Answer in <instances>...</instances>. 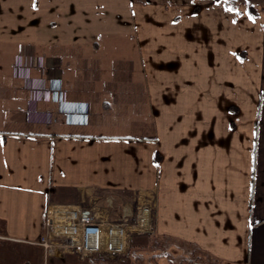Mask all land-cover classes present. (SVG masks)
<instances>
[{"label": "crops", "instance_id": "crops-1", "mask_svg": "<svg viewBox=\"0 0 264 264\" xmlns=\"http://www.w3.org/2000/svg\"><path fill=\"white\" fill-rule=\"evenodd\" d=\"M13 2L0 0V244H32L49 204L140 195L155 238L264 264V1L42 0L43 69L31 55L19 72L50 106L41 122L3 85L40 0L20 17Z\"/></svg>", "mask_w": 264, "mask_h": 264}, {"label": "built area", "instance_id": "built-area-1", "mask_svg": "<svg viewBox=\"0 0 264 264\" xmlns=\"http://www.w3.org/2000/svg\"><path fill=\"white\" fill-rule=\"evenodd\" d=\"M153 196L134 195L114 205L107 196L89 205L49 204L45 230L35 242L43 259L74 255L80 259L125 260L134 237L154 230Z\"/></svg>", "mask_w": 264, "mask_h": 264}, {"label": "rangeland", "instance_id": "rangeland-1", "mask_svg": "<svg viewBox=\"0 0 264 264\" xmlns=\"http://www.w3.org/2000/svg\"><path fill=\"white\" fill-rule=\"evenodd\" d=\"M170 1V0H161ZM171 1H191V0H171ZM204 1V0H195ZM238 3L240 0H234ZM244 1V0H241ZM248 3L251 0H246ZM264 1V0H261ZM225 2V1H224ZM38 3V2H37ZM19 4V5H18ZM13 9L18 8L19 17L23 15L24 10L28 9L27 12L31 14L32 6L31 0L25 5L22 0H20L17 5L13 2ZM29 7V8H27ZM25 14V13H24ZM35 15L34 20H29L26 22L18 21V29H22V24L28 23L35 25V33L33 35L29 34L27 37L22 32H19L18 41L13 36L9 41L12 42L11 46L16 47L17 43V57L13 60L12 65L7 68L6 61L4 60L3 85L8 83L11 84L12 93H17L18 95L26 96L29 99V106H26L25 101L22 100L19 103V109L31 115L35 122H41L37 117L41 116L44 111H48L50 106L44 101L43 97H37L36 93L33 97L31 91L26 87V77H22L19 72L26 71V61L29 64H33V60L27 57H41L44 50V44L47 41V36L44 33L46 28V21L43 15V4L42 0L39 2V6L33 13ZM31 29L29 28V31ZM14 35V32H13ZM16 49V48H15ZM15 49L13 52L15 53ZM33 52V53H32ZM32 55V56H31ZM10 60V58H9ZM41 58L36 60V64L40 62ZM39 61V62H38ZM9 65V64H8ZM17 66V67H16ZM25 69V70H24ZM36 71H42V67L38 64ZM35 72V71H34ZM6 92V86H4L3 93ZM7 93V92H6ZM5 93V94H6ZM43 233L40 235V237ZM152 235V234H150ZM36 239L32 244L28 245L24 242H12V243H1L0 244V264H90L89 259H80L74 255H62L58 257L43 259V253L39 246L34 244L37 242ZM169 250V254L175 263H179L182 260L188 259L190 253H192L188 248H184L179 244L171 242L169 240H164L162 238H155L153 235H143L136 237L132 240L131 247L129 250V255L125 260H104L106 264H163L167 262L165 257H153L154 255L160 254L162 251Z\"/></svg>", "mask_w": 264, "mask_h": 264}, {"label": "trees", "instance_id": "trees-1", "mask_svg": "<svg viewBox=\"0 0 264 264\" xmlns=\"http://www.w3.org/2000/svg\"><path fill=\"white\" fill-rule=\"evenodd\" d=\"M214 1H219V0H214ZM224 1H225V5L228 8L232 10L237 9L236 1L234 0H224ZM246 11L250 17L252 18L257 17L256 10L254 9L252 5L250 4L246 5ZM151 236L152 235H149V237ZM191 252L192 253H190V257L188 259L182 260L179 263H175L172 257L170 256L169 252H166L165 250L162 251L159 255H154L153 257H158V256L166 257L170 264H219L218 261L212 260L208 256L204 257V256L198 255L194 251H191ZM89 262L90 264H106L104 260H100V259H89Z\"/></svg>", "mask_w": 264, "mask_h": 264}]
</instances>
